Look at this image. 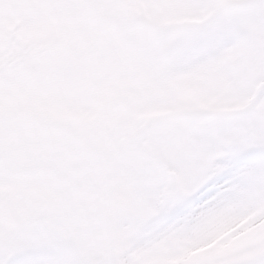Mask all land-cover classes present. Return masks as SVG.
<instances>
[{
    "label": "snow or ice",
    "instance_id": "6c2138e0",
    "mask_svg": "<svg viewBox=\"0 0 264 264\" xmlns=\"http://www.w3.org/2000/svg\"><path fill=\"white\" fill-rule=\"evenodd\" d=\"M148 252L264 264V0H0V264Z\"/></svg>",
    "mask_w": 264,
    "mask_h": 264
},
{
    "label": "rangeland",
    "instance_id": "374dc122",
    "mask_svg": "<svg viewBox=\"0 0 264 264\" xmlns=\"http://www.w3.org/2000/svg\"><path fill=\"white\" fill-rule=\"evenodd\" d=\"M169 19L174 20V18L163 17V18H160V21L163 22ZM33 31H37V29H33ZM203 103H205V105H203ZM201 106H203V108H213V109H220V107L223 109H226L228 107L224 103H220L215 100L207 99L205 96H203L202 94H200L199 92L195 90H190L185 95L178 98L177 102L173 103L172 105L164 106L156 111L145 113L144 115L153 116L155 114L158 115L159 113H162V112L186 110V109L197 108ZM230 253H232V251L228 252L225 250L224 253L215 254V255L226 256V255H229ZM149 254L151 255V252L145 253V256ZM159 256H163V254H158V258H156V260H160Z\"/></svg>",
    "mask_w": 264,
    "mask_h": 264
},
{
    "label": "bare ground",
    "instance_id": "6f19581e",
    "mask_svg": "<svg viewBox=\"0 0 264 264\" xmlns=\"http://www.w3.org/2000/svg\"><path fill=\"white\" fill-rule=\"evenodd\" d=\"M228 224L227 220H220L216 225H213L212 227V232L213 233H219V235L216 236V239L213 240V243L211 245H207V248H211L213 246L219 245V247H217V251L218 253H222L224 250H226L227 248H229L238 240L240 239V237L235 238L234 240L228 241L227 243H221V241L224 239V237L228 234L227 232H223L221 231L224 227H226V225ZM232 229H229V231H231ZM244 235V234H242ZM198 241H193V243H196ZM230 249V248H229ZM205 248H201L198 249V251H205ZM144 255V254H142ZM193 255H195V253H186L184 255H178V256H166L164 258V263L165 264H182L184 263V261L189 260ZM142 258V256H141ZM140 258V260H141Z\"/></svg>",
    "mask_w": 264,
    "mask_h": 264
}]
</instances>
